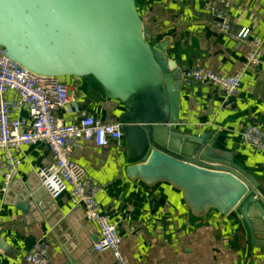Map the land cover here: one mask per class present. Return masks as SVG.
<instances>
[{"label":"crops","instance_id":"1","mask_svg":"<svg viewBox=\"0 0 264 264\" xmlns=\"http://www.w3.org/2000/svg\"><path fill=\"white\" fill-rule=\"evenodd\" d=\"M136 5L151 44L164 47L181 71L204 67L235 75L250 51L249 42L238 40V34L247 29L250 39L264 38V0H136ZM216 5L224 21L214 17ZM224 22L231 25L229 32ZM63 81L74 100L67 122L90 115L120 123L123 106L90 93L84 79ZM251 126L264 130V49L260 64L248 70L234 98L207 84L183 86L175 130L188 137L209 136L219 154L231 158L264 190V152L243 139ZM18 154L22 165L7 193L1 190L0 158V264H25L26 255L42 240L49 244V264H116L110 253L94 250L98 231L70 192L52 199L40 186L37 172L52 162L48 145L25 146ZM126 158L124 137L106 148L88 144L72 157L101 187V211L116 226L130 264H264V240L253 246L236 216L215 209L192 211L183 192L171 184L131 179ZM20 203L30 207L28 213L18 208Z\"/></svg>","mask_w":264,"mask_h":264},{"label":"water","instance_id":"2","mask_svg":"<svg viewBox=\"0 0 264 264\" xmlns=\"http://www.w3.org/2000/svg\"><path fill=\"white\" fill-rule=\"evenodd\" d=\"M0 52L41 77L84 79L90 93L123 106L131 179L169 183L192 211L233 214L253 246L264 240L260 183L209 136L175 130L182 72L151 44L136 0H0Z\"/></svg>","mask_w":264,"mask_h":264},{"label":"built area","instance_id":"3","mask_svg":"<svg viewBox=\"0 0 264 264\" xmlns=\"http://www.w3.org/2000/svg\"><path fill=\"white\" fill-rule=\"evenodd\" d=\"M218 20L224 13L217 7L212 10ZM223 29L231 25L223 23ZM249 42L250 51L242 68L232 76L220 75L208 68L186 69L182 72L183 86L207 84L223 91L227 99L240 92L248 70L261 62L264 38L250 39V31L243 29L237 36ZM71 89L61 78L41 77L10 61L0 52V158L3 160L1 190L7 193L18 178L22 147L45 143L52 153V162L37 172L40 186L52 199L70 192L73 203L83 207L86 220L98 231L94 245L97 253H110L116 264H130L122 251V238L116 226L101 211L98 201L101 187L86 169L72 159L73 155L88 144L99 148L120 142L122 125L106 123L86 115L70 123L73 103ZM24 112L27 116L22 115ZM245 143L264 152V130L251 126L243 134ZM50 248L47 240L39 241L26 255L25 264H49Z\"/></svg>","mask_w":264,"mask_h":264}]
</instances>
